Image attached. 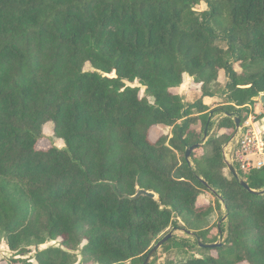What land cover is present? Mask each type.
Masks as SVG:
<instances>
[{
	"label": "trees",
	"instance_id": "trees-1",
	"mask_svg": "<svg viewBox=\"0 0 264 264\" xmlns=\"http://www.w3.org/2000/svg\"><path fill=\"white\" fill-rule=\"evenodd\" d=\"M186 77L194 103L175 92ZM259 97L264 0H0V242L16 257L37 249L11 264H144L172 229L218 255L167 264H264V195L223 156ZM50 123L64 148H39ZM240 177L264 190V168ZM203 192L215 206L197 205ZM222 207L226 240L201 248Z\"/></svg>",
	"mask_w": 264,
	"mask_h": 264
},
{
	"label": "rangeland",
	"instance_id": "rangeland-1",
	"mask_svg": "<svg viewBox=\"0 0 264 264\" xmlns=\"http://www.w3.org/2000/svg\"><path fill=\"white\" fill-rule=\"evenodd\" d=\"M207 5L202 4L197 8L199 11L207 10ZM86 71H91V66L87 65L85 68ZM227 82V77L224 73H222L220 78V83L225 85ZM132 87H140V84L138 82L129 85ZM177 94H181L182 98L186 103H194L197 100V97L200 95V89L197 87V85L193 84V78L186 77L185 81L182 85V87L175 91ZM145 96V90L141 89V97ZM221 102L220 96H216L214 99H207L205 101V104L210 107L211 111L214 110ZM255 111L261 112L264 114V108L261 105L255 104ZM218 118L215 117L213 119L212 127L209 131V139L216 138L218 134L222 133L219 132L218 129ZM198 129L201 130V126H198ZM169 132V130H165L164 128H154L151 132V140L156 141L161 135H164L165 133ZM171 132V131H170ZM205 134V133H204ZM44 140L40 141L39 148L40 149H48L51 146L58 147L60 149L64 148V142L55 138L54 136V124L50 123L44 127ZM198 154H202V151L198 152ZM157 199V198H156ZM216 204V198L210 193V192H203L201 197L197 201L198 206H204V205H212L215 206ZM225 209L222 207L221 211H218L215 216L211 219L210 224L212 226V231L209 235V240L213 241L214 244L221 245L226 240V235L221 234L220 227L226 226V219H225ZM173 233L174 238H176V242L179 243V246H175L171 252L166 253L163 251V249H159L157 254L152 258L150 264H167L169 261L174 260L175 262H178L180 260H185L186 258L191 257H201V256H208L212 255L214 257H217L218 253L216 250L212 251H202L198 247V240L190 234H187L184 231H176L171 230L169 233ZM58 242H49L43 246H40L38 249L43 251L47 250L49 248L58 247ZM35 248H32L30 253L26 255L25 257H16L14 256L6 246L4 241L0 242V264H11L12 260H29L30 262H34V257L36 255ZM82 259L79 257V262L77 264H82Z\"/></svg>",
	"mask_w": 264,
	"mask_h": 264
},
{
	"label": "built area",
	"instance_id": "built-area-1",
	"mask_svg": "<svg viewBox=\"0 0 264 264\" xmlns=\"http://www.w3.org/2000/svg\"><path fill=\"white\" fill-rule=\"evenodd\" d=\"M260 98L254 99L257 105H261ZM262 116H264L263 113L255 111L241 120L240 127L236 129L233 137L223 147L227 169L228 165H232L239 176L241 172L250 173L264 168V131L261 130L260 122ZM216 117L220 122L225 115L221 114Z\"/></svg>",
	"mask_w": 264,
	"mask_h": 264
},
{
	"label": "water",
	"instance_id": "water-1",
	"mask_svg": "<svg viewBox=\"0 0 264 264\" xmlns=\"http://www.w3.org/2000/svg\"><path fill=\"white\" fill-rule=\"evenodd\" d=\"M260 104L261 106L264 108V97H261L260 98ZM234 121H235V126H236V129H238L240 127V124H241V119L238 118V117H235L234 118ZM261 130L264 131V116L262 117L261 119ZM209 140V137H208V134L207 132L205 133L204 135V138H203V143L202 144H198V145H195L193 147H191L190 149L187 150L186 152V160L188 162H191L190 161V158H191V154L192 152L195 150V149H198L199 147H202L203 145L206 144V142ZM228 170L229 172L233 175L234 178L238 179L240 181V184L245 188L247 189L250 193L252 194H255V195H264V190L263 191H255V190H252L248 184L240 178L238 172L236 171V169L232 166V165H228ZM141 196H145V197H149V198H152V199H156L157 198V195L153 192H146L144 190H139L138 194L135 196V198H138V197H141ZM173 233H169L168 236H166L164 239H162L152 250L151 252L148 254L144 264H150L152 258L157 254V252L159 251V249L165 244L167 243L169 240L173 239L174 236H173ZM219 245L217 244H202L200 243V247L201 248H207V249H215L216 247H218Z\"/></svg>",
	"mask_w": 264,
	"mask_h": 264
}]
</instances>
